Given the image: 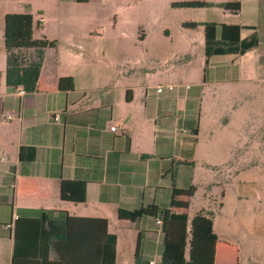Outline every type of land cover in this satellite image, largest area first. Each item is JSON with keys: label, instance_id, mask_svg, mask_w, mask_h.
Segmentation results:
<instances>
[{"label": "crops", "instance_id": "0c3cea01", "mask_svg": "<svg viewBox=\"0 0 264 264\" xmlns=\"http://www.w3.org/2000/svg\"><path fill=\"white\" fill-rule=\"evenodd\" d=\"M235 2V14L218 7L192 19L197 26L170 55L197 50V57L182 70L170 66L172 81L161 87L173 90L157 94L154 88L159 85L130 79L123 61L115 60L116 46L112 54L94 47V37L106 41L110 33H96L94 21L102 19L76 10L82 4L74 0H56L52 12L43 2L23 6V13L40 24L32 39L54 46L44 51L32 92L7 86L3 18L19 14L15 4L20 3L0 0V264H11L14 221L37 218L41 211L58 218L104 220L106 233L115 236L114 264L119 257L124 264H161V225L156 224L161 211L184 213L189 220L208 207L189 213L191 187L188 177L182 183L178 176L183 178L193 162L233 156L239 135L234 127L216 121L222 116L228 123L233 119L235 85L264 82V48L253 23V16L264 15V0L218 4ZM243 12L248 21H241ZM205 23L237 25L240 39L254 28L258 45L243 55L213 56L205 62ZM60 79L69 81L59 86ZM206 84L215 91L203 104ZM241 115L247 119V112ZM245 130L252 131L251 124ZM21 150H26L24 157L31 150L33 158L21 160ZM138 209L142 216L135 224L118 221V210ZM210 219L216 237L213 264H264V230L258 228L264 225L246 222L245 239L250 241L242 252ZM121 244L124 254L119 256ZM259 246L262 252L256 250Z\"/></svg>", "mask_w": 264, "mask_h": 264}, {"label": "rangeland", "instance_id": "374dc122", "mask_svg": "<svg viewBox=\"0 0 264 264\" xmlns=\"http://www.w3.org/2000/svg\"><path fill=\"white\" fill-rule=\"evenodd\" d=\"M28 1L35 5L43 2L47 12H52L56 5V0H14L20 3L19 6L15 4V11L23 13V6ZM227 1L237 0H86V3L77 5L76 10L102 19L101 22L94 21L93 27L103 37L106 36L105 32L110 33V40L97 41L98 37H94V47H101L112 54L116 46L118 56L115 60L123 61V70L130 79L142 85L164 86L172 81V77H169L172 72L170 66L174 70H182L188 60L192 63L197 57V50L174 57L170 55L181 48V39L187 38L192 32L183 24L193 23L192 19L208 14L206 10H214L219 7L218 3ZM186 2H201L208 6L197 9L173 6ZM31 14L36 17V10H32ZM240 18L243 22L249 20L245 12L241 13ZM32 23L33 31L40 32V24L34 20ZM253 23H256L264 48L262 12L253 16ZM144 73L150 74V78H145ZM213 91L215 89L206 84L203 104ZM233 91L237 94L231 105L234 107L236 104L233 119L228 123L226 117L222 116L216 121L218 126L234 127L232 129L239 135L233 156L221 162H193L182 173L183 178L178 176L177 182L184 183L188 177L193 195L189 213L208 206L207 212L213 217L219 234L246 252L250 240L245 239L248 228L244 225L246 222H252L255 226L264 225V82L239 83ZM244 112H247V119L241 115ZM250 124L252 131L248 132L245 129ZM124 246H119V256L124 254ZM256 250L262 252L263 247L259 246ZM117 261L118 264H124L120 257Z\"/></svg>", "mask_w": 264, "mask_h": 264}, {"label": "trees", "instance_id": "16d2710c", "mask_svg": "<svg viewBox=\"0 0 264 264\" xmlns=\"http://www.w3.org/2000/svg\"><path fill=\"white\" fill-rule=\"evenodd\" d=\"M85 3L86 0H74ZM179 8H203L208 4L186 2L173 5ZM225 11L235 14L238 3L219 5ZM194 29L197 24H183ZM202 52L205 62L213 56L243 55L255 49L258 37L254 28L244 39L239 38L241 27L237 25L202 24ZM31 16L6 14L3 18L2 46L5 53V84L32 92L39 75L44 51L54 46L53 42L32 39ZM63 81L60 79L59 86ZM71 88V85H70ZM21 160L33 158L24 157ZM142 212L138 210H118L120 222L135 224ZM160 234L162 251L161 264H213L216 237L212 232L210 213L198 212L189 220L184 213L161 211ZM115 236L106 233V223L98 219L58 218L49 212H40L34 219L18 218L13 224V246L11 264H114Z\"/></svg>", "mask_w": 264, "mask_h": 264}, {"label": "built area", "instance_id": "2783aa9c", "mask_svg": "<svg viewBox=\"0 0 264 264\" xmlns=\"http://www.w3.org/2000/svg\"><path fill=\"white\" fill-rule=\"evenodd\" d=\"M162 90H167V91H172L173 90V87L172 86H165V87H161V86H157V87H155L154 88V91H155V93H157V94H159V93H161L162 92ZM23 91H21L20 93H19V95H23ZM5 118L7 119V120H10L11 119V116H5ZM114 130V128H110V131H113ZM16 218L15 217H13L12 218V220L14 221ZM156 224L157 225H161V221L160 220H158L157 222H156ZM149 264H151V263H149Z\"/></svg>", "mask_w": 264, "mask_h": 264}]
</instances>
